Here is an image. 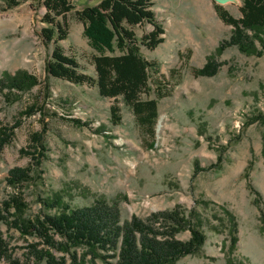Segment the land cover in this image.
I'll return each mask as SVG.
<instances>
[{
    "label": "rangeland",
    "instance_id": "obj_1",
    "mask_svg": "<svg viewBox=\"0 0 264 264\" xmlns=\"http://www.w3.org/2000/svg\"><path fill=\"white\" fill-rule=\"evenodd\" d=\"M14 1L18 4L9 8L8 0H0V79L24 71L38 84L24 93L0 89V128H13L0 152V207L13 192L5 183L8 171L31 164L22 151L39 133L48 150L40 167L44 184L22 189L27 218L41 217L40 197L54 192L77 208L99 199L116 204L121 222L133 216L145 220L177 205L190 211L201 203L205 243L199 254L178 264H226L228 258L235 264H264V56H247L235 46L217 52L233 27L218 17L215 6L239 18L240 1L152 0L164 29L156 49H140L158 69L149 76L148 97L158 103L152 130L139 126L120 99L101 98L95 88L48 77L45 65L53 44L40 36L42 0ZM70 1L77 10L100 2ZM67 22L68 37L59 45L83 73L94 76V52L83 25L72 16ZM149 30L148 25L135 29L137 35ZM209 59L220 66L216 75H195ZM114 104L118 125L110 118ZM30 108L33 112L26 114ZM195 163L204 170L196 173ZM223 209L237 223L233 253L224 248L228 232L216 220ZM0 233L11 258L41 264L28 251L29 245L41 243L37 237H22L1 221ZM177 238L186 242L190 234ZM107 263L87 258V264Z\"/></svg>",
    "mask_w": 264,
    "mask_h": 264
},
{
    "label": "trees",
    "instance_id": "obj_2",
    "mask_svg": "<svg viewBox=\"0 0 264 264\" xmlns=\"http://www.w3.org/2000/svg\"><path fill=\"white\" fill-rule=\"evenodd\" d=\"M239 1V18L215 6L218 17L233 27L229 40L222 42L217 52L235 46L247 56H264V0ZM17 4L8 0L7 6L11 8ZM42 6L45 9L42 16L45 26L40 36L45 43L53 44L45 65L47 76L95 88L101 98L120 99L139 126L152 130L158 117V103L148 97L152 91L149 76L157 73L158 69L156 63L146 61L140 55L141 47L154 50L164 40V29L153 12L152 0H100L98 4L80 10L70 0H42ZM68 16L83 25V36L94 52L91 59L94 76L83 73L77 60L65 55L59 45L68 37ZM146 25L150 30L137 35L135 29ZM219 67L209 59L194 74L213 77ZM37 84V79L24 71L14 75L5 73L0 79V89L6 88L9 94L30 91ZM161 95V92L157 93V96ZM109 111L111 123L118 125L121 120L118 107L114 104ZM32 112L30 108L26 114ZM12 135L13 128H0V152ZM47 152L43 134H32L29 150L22 151L30 157L31 164L8 171L5 183L13 192L0 207V221L4 225L22 237H37L41 242L28 246L30 256L37 262L87 264L89 257L91 262L114 260L107 264H178L182 258L200 253L206 240L198 214L201 203L190 211H184L177 205L171 210L151 214L145 220L133 216L129 222H121L116 204L99 199L90 206L77 208L54 192L40 197L45 210L41 217L27 218L28 208L22 189L44 184L41 180L44 171L40 167ZM202 170L197 163L194 164L196 173ZM216 220L228 232L224 248L233 253L238 242L235 217L223 209ZM184 232L190 234L186 242L177 238ZM79 250H83L82 254ZM53 251L62 256L56 258ZM2 262L20 264L18 259L11 258L9 245L0 233ZM226 264L235 263L228 258Z\"/></svg>",
    "mask_w": 264,
    "mask_h": 264
},
{
    "label": "water",
    "instance_id": "obj_3",
    "mask_svg": "<svg viewBox=\"0 0 264 264\" xmlns=\"http://www.w3.org/2000/svg\"><path fill=\"white\" fill-rule=\"evenodd\" d=\"M213 1L216 5H222V4H225L227 1H230V0H213Z\"/></svg>",
    "mask_w": 264,
    "mask_h": 264
}]
</instances>
